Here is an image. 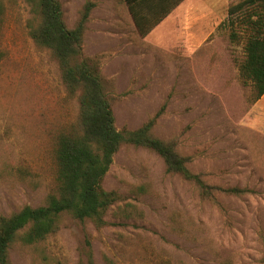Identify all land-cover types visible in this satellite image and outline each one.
<instances>
[{"label":"rangeland","instance_id":"374dc122","mask_svg":"<svg viewBox=\"0 0 264 264\" xmlns=\"http://www.w3.org/2000/svg\"><path fill=\"white\" fill-rule=\"evenodd\" d=\"M60 1L69 28L95 2L84 55L99 64L118 130L141 127L165 106L153 131L178 141L193 172L253 192L218 194L224 210L169 173L155 151L124 144L102 184L120 197L106 224L65 214L46 240L16 241L12 263L88 264L90 242L95 264H264V123L239 75L244 34L236 28L234 41L223 24L227 8L240 0H186L147 37L122 0ZM0 2L1 217L44 205L56 192L57 137L77 121L79 103L51 51L30 35L32 6Z\"/></svg>","mask_w":264,"mask_h":264},{"label":"trees","instance_id":"16d2710c","mask_svg":"<svg viewBox=\"0 0 264 264\" xmlns=\"http://www.w3.org/2000/svg\"><path fill=\"white\" fill-rule=\"evenodd\" d=\"M122 1L140 35L147 37L184 0ZM27 2L34 13L30 35L40 47L51 51L69 96L78 99L79 115L77 121L57 137L56 192L49 195L44 205H27L18 212L0 217V264H13L10 250L16 241L31 245L57 233L65 214L81 222L91 220L99 228L104 226L107 211L120 197L115 191L105 190L102 184L114 155L124 144L155 151L165 160L169 173L180 175L197 188L204 200L223 209L218 194L242 196L253 192L247 187L214 185L202 173L193 172L189 168L191 157L179 151L178 141L161 139L153 131L165 106L137 129H117L99 64L84 55L85 32L95 2L85 5L81 19L73 28L66 24L60 0ZM227 12L228 18L223 24L233 30L232 39L237 41L240 37L236 28L244 34L246 59L239 65V75L243 84L252 88L256 103L264 95V0H240L230 5ZM3 15L4 5L0 2V33ZM3 58L0 40V61ZM88 246V264H95L90 242Z\"/></svg>","mask_w":264,"mask_h":264},{"label":"crops","instance_id":"0c3cea01","mask_svg":"<svg viewBox=\"0 0 264 264\" xmlns=\"http://www.w3.org/2000/svg\"><path fill=\"white\" fill-rule=\"evenodd\" d=\"M186 0H184L179 6H177L170 14L169 16L174 13L175 11H177L178 9L181 8V6L183 5V3L185 2ZM225 4H220V7L224 6ZM217 6V5H216ZM128 9V7H127ZM184 11H187V10H184ZM188 12V11H187ZM191 13V12H190ZM189 13V14H190ZM188 14V15H189ZM222 22V21H221ZM208 25H210L212 28H213V23H211L209 20L207 22ZM221 23H219L220 25ZM253 111H254V116L257 118V121L260 123H264V95L256 102L254 103V106H253Z\"/></svg>","mask_w":264,"mask_h":264}]
</instances>
